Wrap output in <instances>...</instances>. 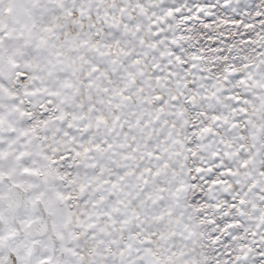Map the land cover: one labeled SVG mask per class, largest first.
<instances>
[{
	"label": "snow or ice",
	"instance_id": "1",
	"mask_svg": "<svg viewBox=\"0 0 264 264\" xmlns=\"http://www.w3.org/2000/svg\"><path fill=\"white\" fill-rule=\"evenodd\" d=\"M0 264H264V0H0Z\"/></svg>",
	"mask_w": 264,
	"mask_h": 264
}]
</instances>
